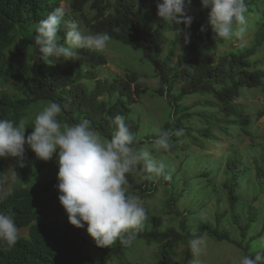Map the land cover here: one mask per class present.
Here are the masks:
<instances>
[{"label": "trees", "instance_id": "trees-1", "mask_svg": "<svg viewBox=\"0 0 264 264\" xmlns=\"http://www.w3.org/2000/svg\"><path fill=\"white\" fill-rule=\"evenodd\" d=\"M59 1L0 0V80H12L18 90L11 94L0 89V119L19 121L39 102H57L62 106L60 122L75 125L87 119L100 135L110 139L115 128L109 117L119 114L125 117L135 136L138 123L128 118V112L134 98L149 90L141 79L143 73L126 67L122 76H101L99 70L108 62L107 57L104 53L88 50H80L79 60L49 57L52 62L45 63L37 59L35 29L39 21L59 6ZM63 1L68 15L57 32L60 44L66 45L67 22L88 7L86 31L108 33L111 39L139 52L140 60L154 68L158 78V88L154 91L164 97L172 111L170 123H164L159 130L175 131L180 120L186 118L191 122L197 118L203 122L198 130L202 136L212 135L213 127L227 131L229 125L250 134V116L236 100L246 89L256 88L264 94V0H245L246 33L250 35L244 37L247 42L234 44L227 51L216 54L213 48L223 45L225 40L214 39L210 26L207 31H200L201 26L207 24L210 12L209 8L201 7V0H191L187 7L188 15L193 17L190 28H185L182 23L162 21L157 15L160 0ZM185 33H190L187 45ZM180 40L183 45L177 50ZM261 49L262 53L256 55ZM10 50L22 58L14 60L7 53ZM192 95L198 97L191 104L182 102L183 98ZM33 120L26 123V137L32 131ZM261 146L260 160L255 159L256 175L264 179V141ZM244 149L249 151V147ZM25 158H36L27 145ZM2 174L0 158V181ZM56 182L50 180L40 187L18 185L3 195L0 212L11 211L17 227L26 229V233L20 235L16 246L10 250L0 243V264H70L76 257L85 259L88 264H107L109 259L123 261L130 246L121 245L119 240L109 248L98 247L99 255L93 259L81 243L82 228L71 225L67 215L62 220L40 222L46 208L45 195ZM222 185L228 208L217 210L212 217H205L201 224L193 227L176 209L175 196H167L164 204L167 213L179 218L177 227L166 225L161 216L152 217V228L141 229L135 238L157 244L155 264H189L193 257L188 240L193 232L227 240L236 244L243 255L255 256L258 251H251L249 243L260 236V231L248 239L243 238L259 210L250 207L248 221L241 226L239 211L228 215L229 208L233 210L237 203L234 192L238 186L237 175ZM214 204L219 206V200ZM224 216L226 221H222ZM261 218L264 224V211ZM228 222L237 226L242 242L228 233ZM180 244L183 245L181 263L175 257Z\"/></svg>", "mask_w": 264, "mask_h": 264}, {"label": "rangeland", "instance_id": "rangeland-1", "mask_svg": "<svg viewBox=\"0 0 264 264\" xmlns=\"http://www.w3.org/2000/svg\"><path fill=\"white\" fill-rule=\"evenodd\" d=\"M61 3L65 5L63 0L59 1V5ZM86 17H89L88 7H85L82 14L74 15L73 20L77 21L83 30H86ZM249 36V33H246L244 37ZM244 37L243 39L233 37L225 40L223 45L215 46L213 52L215 54L224 52L234 44L245 43L247 40ZM182 45L183 41L180 40L177 50ZM166 47L165 44L164 51ZM7 53L16 61L22 58L13 50ZM261 53L262 49L256 55ZM104 54L108 62L100 67L101 76H122L126 67H132L144 74L141 79L149 90L134 98L135 102L129 105L128 112V118L138 123L135 135L137 143L134 147L149 151L155 160H163L167 165V171L172 175L170 181L161 180L159 183L143 180L144 173L139 170L129 175L127 186L129 194L138 196L147 210V220L142 230H150L152 228L151 218L156 216H161L166 225L172 224L177 227L179 218L167 213L164 204L170 194L175 196V207L185 215L186 220L192 225L190 227L201 224L202 219L212 217L217 210L227 209L226 193L223 191L222 183L235 174L238 179V186L234 191L237 203L233 210L230 211L229 208L228 215L239 211V224L242 226L248 221L249 215L247 214L250 207L254 206L259 210L258 215L248 226L243 240L260 231V236L250 241L249 245L251 251L262 252L264 224L261 215L264 211V179L259 174L256 175L255 159L260 160L261 143L264 141V94L256 88L246 89L236 100L243 105V110L250 116V134L239 130L235 125H229L227 131L220 127H213L212 135L202 136L198 130L201 129L203 122L198 121L197 118L189 122L185 118L180 120L179 127L173 126L175 130L183 129L184 135L182 137L172 136L173 147L171 151L164 152L157 149L152 142L156 138V130L160 129L159 127L164 123H170L172 111L164 97L154 91L158 88V78L155 76L154 68L149 63L140 60L139 52L132 51L128 46L113 39L110 40L109 47ZM0 89L11 94L18 92L16 85L10 79L0 80ZM196 97L198 96L185 97L182 102L186 105L191 104ZM46 105L39 102L22 120L28 123ZM61 124L65 123L61 122ZM101 137L107 139L102 135ZM246 147H249V151L244 149ZM1 160L3 174L0 181V195L6 194L14 186L40 187L50 180H57L58 166L55 154L53 159L47 162L37 158L31 160L25 158L26 166L23 168L16 166V158L8 157L1 158ZM57 183L58 180L50 186L45 195L46 208L40 222L62 220L67 215L58 199L59 192L55 187ZM227 183L232 184V182ZM217 199L219 206L214 204ZM223 220L226 221L227 217L224 216ZM227 224L231 237L242 242L237 226H233L231 222ZM19 230L20 235H25L26 229ZM204 236L206 247L200 257L202 264H232L233 260H239L243 256L242 250L236 244L227 240L215 239L206 233ZM80 240L91 257L96 259L99 249L88 235L86 226L82 228ZM182 249L183 245L180 244L176 250L175 257L179 263L182 261ZM156 253L157 244L155 242L147 243L143 239H135L126 251L123 261L109 259L107 264H155ZM70 264H88V262L76 257Z\"/></svg>", "mask_w": 264, "mask_h": 264}, {"label": "clouds", "instance_id": "clouds-1", "mask_svg": "<svg viewBox=\"0 0 264 264\" xmlns=\"http://www.w3.org/2000/svg\"><path fill=\"white\" fill-rule=\"evenodd\" d=\"M191 0H160L157 15L162 21L183 24L190 28L193 17L187 7ZM203 8H209L208 27L214 39H243L247 31V4L245 0H201ZM68 15L67 7L61 3L35 29L34 43L37 45V59L51 63L49 57L57 60H79L80 50L104 53L111 37L106 32H92L81 28L75 20L67 22L66 45L58 42L57 32L61 22ZM235 26V27H234ZM175 33V32H174ZM184 43H190V33H185ZM61 104L50 102L35 114L32 131L25 136L26 121L0 119V158H16L20 168L25 167V146L27 145L42 161L57 159L59 202L68 221L77 228H84L97 247L109 248L117 240L123 246H130L147 220V210L140 198L129 194V175L136 170L144 173L142 179L159 183L170 181L163 160H155L147 150L134 147L137 138L126 123L123 115L109 117L115 131L110 139H104L87 119L75 125L61 124L58 117ZM183 129L175 131L156 130L152 142L157 149L171 151V137H182ZM5 197L0 195V201ZM20 230L11 211L0 212V243L7 249L16 246ZM192 254L190 264H202L200 257L206 247L203 234L193 232L188 240ZM232 264H264V252L255 256L243 255Z\"/></svg>", "mask_w": 264, "mask_h": 264}]
</instances>
